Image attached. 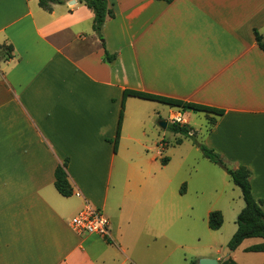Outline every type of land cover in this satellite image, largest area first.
Instances as JSON below:
<instances>
[{"label":"crops","instance_id":"1","mask_svg":"<svg viewBox=\"0 0 264 264\" xmlns=\"http://www.w3.org/2000/svg\"><path fill=\"white\" fill-rule=\"evenodd\" d=\"M108 1L114 17L102 27L103 46L92 10L77 0L51 11L38 0H0V44L13 47L12 58L0 61V264L235 260L263 239L247 238L224 256L217 249L187 257L167 182L149 176L150 150L160 155L168 146L160 136L167 126L158 122L180 114L191 127L190 112L203 111L123 100V90L221 109L203 112L214 122L201 131V144L230 168L250 170L252 196L264 211V52L254 37V29L264 32V0ZM64 160L68 197L54 187ZM86 202L108 218V238L70 226ZM185 234L196 235L191 227ZM247 253L264 264V252Z\"/></svg>","mask_w":264,"mask_h":264},{"label":"rangeland","instance_id":"2","mask_svg":"<svg viewBox=\"0 0 264 264\" xmlns=\"http://www.w3.org/2000/svg\"><path fill=\"white\" fill-rule=\"evenodd\" d=\"M169 106H167V110ZM190 125L195 134L189 137H182V142L176 144L175 140L181 137L180 133L166 129L160 130L163 139L168 142V146L162 149L157 155L156 149L149 152L148 157H156L154 162H150L149 176H157L166 180L165 190L168 206L175 204L178 210V242L187 241L188 248H184L187 257L205 253H214L217 249L219 255H227V243L236 229V217L244 205L239 187L233 184L225 169L210 161L204 156L202 151L195 145L201 143V131L210 122V117L203 112H190ZM187 116V115H185ZM163 157H167L166 164L162 163ZM227 167H230L226 163ZM185 192L181 195V191ZM172 194L174 197L172 198ZM241 204V207L239 206ZM240 207V208H238ZM219 210L223 216L220 228L213 230L207 226V211ZM192 228L194 234L187 240L185 231ZM256 243L260 238L248 239ZM214 243L216 246H213ZM246 251L239 249L236 253V262L240 264H254L245 256ZM182 258L181 250L178 248V261ZM195 259V258H193Z\"/></svg>","mask_w":264,"mask_h":264},{"label":"trees","instance_id":"3","mask_svg":"<svg viewBox=\"0 0 264 264\" xmlns=\"http://www.w3.org/2000/svg\"><path fill=\"white\" fill-rule=\"evenodd\" d=\"M65 0H38V5L46 10L51 11L52 5L55 3H62ZM78 2L83 3L93 12V30L99 39L102 41L104 46V39L102 35V27L105 21L108 18L114 17V11L108 0H77ZM167 3L172 0H163ZM254 37L258 47L264 52V32H259L257 29H254ZM105 59L109 62L115 59V54H109L105 50ZM13 56V47L11 44H0V61L8 60ZM127 96H136L139 98L156 100L170 106L179 107L182 110H194V111H203L205 113H213L215 115L222 114V110L207 106L204 104L188 102L181 99H176L167 96H160L151 94L148 92H143L133 89H124L123 90V100ZM122 109L123 103L121 106L118 128H117V137L114 139V149L116 148L117 138L120 132L121 120H122ZM211 122H214V118H210ZM167 129L174 133H180L183 136L189 137L193 136L190 133L191 127L187 124H180L177 122L168 123ZM180 143V139L176 141ZM195 145L202 151L205 157L210 161L222 166L226 173L230 176L231 181L234 185L239 187L241 191V196L244 201V206L239 211L236 217V230L231 236L230 240L227 243V248L229 250L236 249L243 240L252 237L262 238L263 241L257 244L250 245L245 248L246 252H264V211L260 206V202L256 201L251 193V184H250V170L245 166H238L237 168H230L226 166V163L222 160L219 154L214 152L212 149H209L205 145L195 142ZM167 158H163L165 162ZM67 160H64L62 164L57 165L54 170V187L56 190L64 197L72 195L73 189L69 183L67 172H66ZM222 225V215L219 211L215 210L209 213L208 215V227L210 229L216 230ZM192 264H197L196 261H192ZM219 264H238L235 260L228 257L219 262Z\"/></svg>","mask_w":264,"mask_h":264},{"label":"built area","instance_id":"4","mask_svg":"<svg viewBox=\"0 0 264 264\" xmlns=\"http://www.w3.org/2000/svg\"><path fill=\"white\" fill-rule=\"evenodd\" d=\"M171 121V123H183L180 114L174 116ZM76 194L79 195L78 192ZM69 224L75 231L80 233L97 234L103 238L110 236L108 218L100 208L93 206L89 202H86L82 209L70 219Z\"/></svg>","mask_w":264,"mask_h":264},{"label":"water","instance_id":"5","mask_svg":"<svg viewBox=\"0 0 264 264\" xmlns=\"http://www.w3.org/2000/svg\"><path fill=\"white\" fill-rule=\"evenodd\" d=\"M74 0H69V2H73ZM158 125L161 127V128H166L167 126V120L165 119H161L159 122H158ZM198 264H218V261L216 259H212V258H200L198 260Z\"/></svg>","mask_w":264,"mask_h":264}]
</instances>
